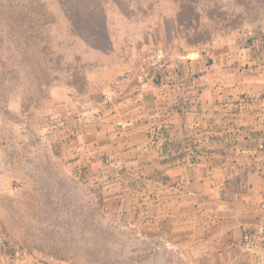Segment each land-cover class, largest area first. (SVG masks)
Returning <instances> with one entry per match:
<instances>
[{
    "label": "rangeland",
    "instance_id": "374dc122",
    "mask_svg": "<svg viewBox=\"0 0 264 264\" xmlns=\"http://www.w3.org/2000/svg\"><path fill=\"white\" fill-rule=\"evenodd\" d=\"M250 148L264 155V0H0L16 262L264 264V197L237 222L236 180L214 199L202 184Z\"/></svg>",
    "mask_w": 264,
    "mask_h": 264
},
{
    "label": "crops",
    "instance_id": "0c3cea01",
    "mask_svg": "<svg viewBox=\"0 0 264 264\" xmlns=\"http://www.w3.org/2000/svg\"><path fill=\"white\" fill-rule=\"evenodd\" d=\"M249 143V142H248ZM240 147V146H238ZM234 159L228 158L222 164L218 165L216 169H214L211 173L215 174L213 177H208L203 181V185H207V192L205 196H210V198H219V196H223L225 189L227 187V181L232 180L234 182L236 180V189L237 191L240 189L241 191L246 192V198H237L240 200L236 203V210L239 214L237 217V222L248 217L255 218L259 212V202L264 197V155H259L253 148L246 149L245 151H235ZM262 156V157H261ZM231 160V161H230ZM184 167H180L181 174L184 175ZM210 171V170H209ZM226 172V175H231L226 179V182L217 181V174H221L222 172ZM229 171V172H228ZM229 173V174H228ZM185 179L182 178V184L180 185V192H182L185 184ZM200 183V182H198ZM231 183V182H229ZM228 183V184H229ZM201 184V183H200ZM244 195L239 192L236 193V196ZM250 196V197H248ZM201 199L204 201L207 198L202 195ZM217 205H219L220 215L222 218H226L225 220L220 221L218 219V224L220 228L223 230L225 223H233V219L231 218V214L234 212V205H231L227 202H224L222 198L217 201ZM247 216V217H246ZM240 218V220H239ZM216 223V222H215ZM225 229V228H224ZM0 264H37L34 262H16L11 255L8 254L5 244L0 240Z\"/></svg>",
    "mask_w": 264,
    "mask_h": 264
},
{
    "label": "built area",
    "instance_id": "2783aa9c",
    "mask_svg": "<svg viewBox=\"0 0 264 264\" xmlns=\"http://www.w3.org/2000/svg\"><path fill=\"white\" fill-rule=\"evenodd\" d=\"M262 211H264V204L262 205ZM253 237L254 236L250 232H246L244 239H245V241H252Z\"/></svg>",
    "mask_w": 264,
    "mask_h": 264
}]
</instances>
